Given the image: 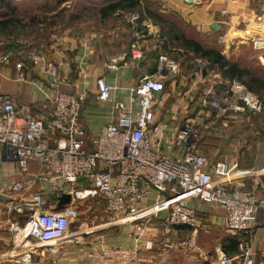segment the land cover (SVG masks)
<instances>
[{
    "label": "built area",
    "instance_id": "obj_1",
    "mask_svg": "<svg viewBox=\"0 0 264 264\" xmlns=\"http://www.w3.org/2000/svg\"><path fill=\"white\" fill-rule=\"evenodd\" d=\"M128 21L135 26L139 17L132 15ZM250 41L264 67L262 28L252 31ZM139 44L137 41L131 47L132 62L143 59L144 50ZM11 57V52L0 56V72ZM27 62L28 65L20 60L13 63L15 80L35 86L42 93V108L47 113L42 117L31 115L30 107L4 94L0 83V147L25 174L29 162L40 168L25 184L14 183L12 192L24 191L39 181L56 195L80 179H87L90 186L77 190L75 197H101L112 221L127 226L128 238L135 244L144 236L146 223L158 219L161 213H165L160 218L165 226L195 230L196 210L188 202L214 205L223 210L224 228L240 235L238 256L221 253L217 264H253V232L259 214H264V198L257 193L259 181L253 179L251 188L246 189L242 180L232 178L229 165L223 161H215L207 170L208 159L197 150L202 130L211 124L206 119L213 112L257 113L261 102L256 95L237 80L223 94L209 88L198 98L196 111L183 119L174 134L173 141L180 152L168 155L162 152L160 143L165 128L153 122L155 94L180 72V63L170 55L159 54L155 71L130 86L126 102L112 100L114 88L98 80L96 99L111 102L112 114L118 121L102 126L99 134L91 137L80 119L87 93L66 91L75 84L67 72L68 58L60 55L52 60L42 52H32ZM192 75L200 76L197 72ZM41 195L34 193L32 201L25 204L30 213L24 215L23 222H10L13 243L28 253L37 245L48 249L70 239V220L76 217L71 207L61 211L44 208ZM13 210L19 217L24 211L18 204ZM146 244L149 246V242Z\"/></svg>",
    "mask_w": 264,
    "mask_h": 264
},
{
    "label": "rangeland",
    "instance_id": "obj_2",
    "mask_svg": "<svg viewBox=\"0 0 264 264\" xmlns=\"http://www.w3.org/2000/svg\"><path fill=\"white\" fill-rule=\"evenodd\" d=\"M113 2L115 0H0V20L14 16L13 23L0 30V56L11 52L13 60L28 64L27 55L32 52H42L52 60L65 55L67 72L71 75L69 62L82 49L94 65L107 68L127 62L132 45L138 41L144 50L143 61L155 64L156 57L166 53L180 63L181 69L191 68V74L197 72L207 79L216 94L227 92L233 80L230 81L217 65L184 48L177 39L183 34L205 48L217 50L226 60L237 62L253 77L264 79V67L259 64L250 41L251 29L264 25V0H143L135 10L119 8L103 18L101 9ZM193 4L201 6V12L193 14ZM148 11L162 17L165 23L149 18ZM132 15L139 17L135 26L128 21ZM211 21L219 22V31L210 28ZM242 84L249 90L244 82ZM249 91L261 102L260 110L232 118L233 123L226 126L234 128L233 132H244L246 143L263 150L264 87ZM206 120L213 122L207 129L218 130L222 136L226 128L221 124L226 121L224 117L213 112ZM103 210L102 206V218ZM164 215L161 213L159 218ZM83 216L86 220L90 217L87 213ZM15 219L21 222L13 215L11 204L0 199V246L5 245L0 247V264H52L51 255L57 252L60 243L45 249L32 242L37 245L34 250L20 251V246L13 243L10 230V222ZM226 231L204 221L195 230H182L152 218L146 223L144 236L136 243L133 260L123 262L129 258L123 252L115 255L114 262L105 264H203L207 255L216 264L220 256L218 245ZM52 247L53 252L49 250Z\"/></svg>",
    "mask_w": 264,
    "mask_h": 264
},
{
    "label": "crops",
    "instance_id": "obj_3",
    "mask_svg": "<svg viewBox=\"0 0 264 264\" xmlns=\"http://www.w3.org/2000/svg\"><path fill=\"white\" fill-rule=\"evenodd\" d=\"M187 6H191V4H187ZM193 6L195 8L193 14L201 12V6H197V4H193ZM252 29L255 30V27ZM252 29L250 32L251 36ZM262 32H264V25L262 26ZM84 51L82 49L69 62L70 70H68L75 84L68 91L71 93H87L80 119L83 129L91 137L99 134L102 126L118 121L112 114L111 102H100L96 99L99 89L98 80L102 79L106 85L114 88L110 95L112 100L126 102L130 86L139 78L152 74L153 68L151 63L143 60V62L127 61L114 67L108 66L105 68L100 65H94L87 58ZM192 71L191 68H180L177 76L165 82L164 90L155 94L153 123L160 124L165 128V133L160 143L162 152L168 155L180 152L179 148L174 144L173 137L183 119L196 111L197 100L201 95L211 87L214 89L213 85L206 82L207 79L201 76L193 77L190 73ZM0 83L4 94L15 96L19 103L30 107L31 115L37 117L46 115L47 110L42 108V93L35 86L16 81L13 66L7 65L1 69ZM222 116L226 121L221 124L230 126L233 123L230 119L241 117L242 115L228 113ZM210 122L213 123L212 121ZM229 126L224 128L225 131L222 136H219L218 130L214 132L207 129V127L204 128V130L206 129L205 143L199 145L197 152L204 154L208 159L209 163L205 169L209 170L211 164L215 161H223L229 165L232 178L235 181L242 180L246 189L251 188L253 179H258L257 193L264 198V149L260 150V148L253 146L251 143H246V134L242 131L239 133L238 131L233 132L234 128ZM4 153L5 149L0 147V194L10 197L12 201L1 200L6 204L10 203L12 209L16 204L22 206L24 211L21 218L30 213L25 204L32 201V195L36 192L42 194L41 201L44 204V208L61 211L64 207H71L76 211V217L70 220L69 225L71 238L61 242L57 252L51 255L53 258L52 264H105L106 262H114L115 255L123 252L129 256L123 262L127 263L133 260L132 254L134 248H137V244L135 245L128 238L129 228L127 226H122L112 221V216L107 210L103 199L99 196L78 199L75 197L77 190L90 186L89 180L80 179L76 184L67 186L62 193L56 195L51 194L50 187L47 184L39 181H36L28 189L15 193L11 191L12 185L16 182L25 184L30 175L38 174L40 168L35 162H29L27 165L28 174H25L15 162L8 160ZM188 205L196 210L197 228L203 221L224 228L223 210L217 206L203 204L197 200H190ZM102 206L104 208L103 218L101 217ZM86 213L90 216L89 221L83 216ZM13 215L19 217L14 210ZM159 216L158 220H160ZM184 228L182 230L189 229ZM234 234L235 232L226 231L218 245L220 254H227L232 258L238 256V249L234 253L228 254L221 247L224 238ZM252 243L255 252L252 260L253 264H261L262 255H264L263 213L258 216V225L253 232ZM4 246L1 245L0 247ZM49 250L51 252L54 251L53 247ZM207 257H204L205 259L201 263L214 264L210 255H207ZM217 262L215 263L217 264ZM232 264H235V261Z\"/></svg>",
    "mask_w": 264,
    "mask_h": 264
},
{
    "label": "trees",
    "instance_id": "obj_4",
    "mask_svg": "<svg viewBox=\"0 0 264 264\" xmlns=\"http://www.w3.org/2000/svg\"><path fill=\"white\" fill-rule=\"evenodd\" d=\"M142 1L143 0H115V2L110 3L101 9V15L103 18H107L110 14H112L119 8L135 10L140 6ZM147 13L149 18L153 19L154 21L162 24L165 23V20L162 17L158 16L157 14H154L149 11ZM13 17L14 16L10 15V16H5L3 19H1L0 30H4V28L11 25L13 23L12 20ZM177 39L180 41V43L184 48L190 50L193 54L199 56L200 58L210 61L213 65L214 64L217 65L219 69L223 71L226 77L230 79V81L238 80L242 83L244 82L246 84V87L251 91H256V90L259 91L261 90L262 87H264V79L260 80V78L253 77L252 76L253 74L249 70L245 68H241L237 64V62H230L226 60L217 50L213 48H205L198 41L190 39L183 34H181V36H178ZM157 58L158 56L155 59V64H152L153 72L155 71ZM128 61H131L130 54L128 57ZM14 62L15 60L10 59L11 64H13ZM25 64L28 65L26 62ZM217 90L222 91L219 90L218 87ZM248 112L246 113V116H249V114H251ZM244 115L245 114H243L242 116ZM205 132L206 131H204L203 129L201 133L202 138L200 145L201 144L203 145L205 143V134H206ZM19 218L21 219V222H23L24 217L23 218L19 217ZM180 228L183 229V227ZM239 238L240 235L238 233H235L234 235L226 236L221 243L222 250L228 254L234 253L237 250Z\"/></svg>",
    "mask_w": 264,
    "mask_h": 264
},
{
    "label": "water",
    "instance_id": "obj_5",
    "mask_svg": "<svg viewBox=\"0 0 264 264\" xmlns=\"http://www.w3.org/2000/svg\"><path fill=\"white\" fill-rule=\"evenodd\" d=\"M185 2H189L190 0H184ZM210 28L212 29V30H214V31H219L220 30V28H221V26H220V24L217 22V21H213L211 24H210ZM0 199H2V200H5V201H8V202H11L12 201V199L10 198V197H8V196H6V195H2V194H0Z\"/></svg>",
    "mask_w": 264,
    "mask_h": 264
},
{
    "label": "bare ground",
    "instance_id": "obj_6",
    "mask_svg": "<svg viewBox=\"0 0 264 264\" xmlns=\"http://www.w3.org/2000/svg\"><path fill=\"white\" fill-rule=\"evenodd\" d=\"M248 35V33H246Z\"/></svg>",
    "mask_w": 264,
    "mask_h": 264
}]
</instances>
